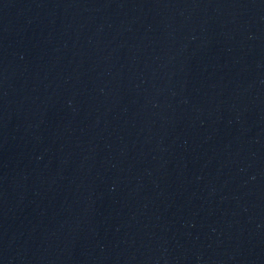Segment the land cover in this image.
<instances>
[{"label": "water", "instance_id": "obj_1", "mask_svg": "<svg viewBox=\"0 0 264 264\" xmlns=\"http://www.w3.org/2000/svg\"><path fill=\"white\" fill-rule=\"evenodd\" d=\"M0 264H264V0H0Z\"/></svg>", "mask_w": 264, "mask_h": 264}]
</instances>
